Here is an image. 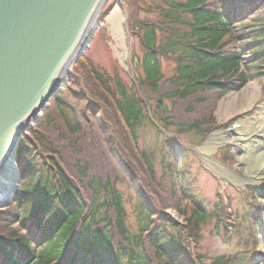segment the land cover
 I'll list each match as a JSON object with an SVG mask.
<instances>
[{"label":"trees","instance_id":"obj_1","mask_svg":"<svg viewBox=\"0 0 264 264\" xmlns=\"http://www.w3.org/2000/svg\"><path fill=\"white\" fill-rule=\"evenodd\" d=\"M148 4L134 0L132 6L130 32L143 53L142 73L137 66L131 85L86 55L69 76L67 91L23 136L17 150L22 182L13 204L0 211V264H256V225L251 233L245 216L242 230L235 231L238 252L210 262L203 253L193 259L186 235L199 245L207 228L227 238L223 201L200 197L192 173L178 172L176 142L143 151L139 132L157 117L164 130L204 141L217 127L220 100L250 79L264 83V0ZM142 10L160 19H143ZM230 10H238L241 30L233 27ZM163 61L174 63L173 75L161 73ZM120 184L135 193V231L126 224Z\"/></svg>","mask_w":264,"mask_h":264},{"label":"rangeland","instance_id":"obj_2","mask_svg":"<svg viewBox=\"0 0 264 264\" xmlns=\"http://www.w3.org/2000/svg\"><path fill=\"white\" fill-rule=\"evenodd\" d=\"M138 2L144 8L149 6L148 0H138ZM133 3L134 0H109L107 2L102 11V15H105V17L103 21L100 22L98 30L93 36L89 44V48L85 52V55L89 56L93 65L99 67L101 70H104L109 74L118 73L120 77L126 82L127 86L131 85V78H133L135 75L134 72H132L133 64H137L139 67L138 70H140V73H142L141 58L143 52L140 47L141 45L139 39L135 36H132L130 33L133 28L131 20L133 15L132 13L134 12L132 7ZM116 10L120 11L121 16L123 17L122 22L117 27L113 24V22H111V18ZM229 13L233 14L235 11L230 10ZM140 16L143 19L145 18L151 21H157L160 19L157 12L148 13L146 10H142L140 12ZM133 53L137 55V60L132 55ZM248 58V55L243 57L244 64H246ZM174 68L175 66L173 62L163 61L161 64V73L167 77L171 76L174 74ZM68 85L69 77L64 83L60 93H65V91L68 89ZM246 88H252V91L254 92L250 102L246 103L243 101L239 108H237L234 104V107L232 106L229 108V110L222 108L225 102L234 101V98H237L235 100L238 102L241 101L240 99L243 97L242 93ZM251 103L254 104L251 105ZM244 104L249 107L246 111L239 113L234 117L231 116L232 112H234L236 109H241ZM263 104L264 83L257 78L250 79L243 89L231 93L219 101L215 112V117L218 126H221V128L214 130L211 135L207 137L203 146L199 145L201 141L200 139H197L196 137H193L189 134L179 139V143L183 142V145H179L176 149L179 165L182 168L190 167L193 171V174L197 175L194 189L197 191L200 197L206 198L207 200H213L217 190L220 192H225L227 190L229 197L233 200L234 208H236L238 205L241 209H243V207L248 209V199L246 198V195L242 194L243 192L240 191L242 189H239V187H248L250 189L255 188L253 197L256 199V201L252 205L254 206L253 208L256 209V212H259L260 215L264 216V186L259 184L256 176L254 177V181H252L253 177L251 174H249L247 168V164L251 160H247V158L244 156L245 154L249 153V151L251 152V149H253L255 146L260 147L261 145H258L259 142L252 143L250 144L249 149H247L248 140L244 141L242 139L240 141V138L237 137V134L240 132H236V130H239V126H243L244 122L247 121L248 118L252 119L253 117H256L255 115L259 113L261 107H263ZM49 109L50 106L42 113V116ZM224 111H227V113L225 114ZM42 116L37 123L41 121ZM97 120L100 123L103 121V113L98 115ZM37 123H33L30 127V130ZM156 128H158V130ZM29 131H27L24 135H26ZM169 136L170 133L165 135V133H162L158 125L146 124L139 132V147L143 151L158 152L162 149L165 139ZM214 136H220V138H223L220 140V144H218L214 152L207 154L200 149H196V146H200L201 149L204 148ZM260 142H262V145L264 144L263 140ZM185 144L190 145L185 146ZM225 148H230L231 151L235 153V162L239 163L238 167L230 169L219 163L217 154ZM114 154L122 169L128 174L129 169L127 168L125 161L121 158L117 151H115ZM193 155H196V157L201 161L203 169L199 168V160L193 158ZM251 156L253 155L250 154L248 159ZM15 168L18 177L16 179L17 181L15 180L13 183L12 189L16 187L15 191H17L22 179L20 166L15 165ZM156 168L160 172L159 162L157 163ZM221 169L226 172L221 171ZM235 178L239 181L235 180ZM135 184L136 188L140 187L139 182H136ZM118 189L123 193L125 200V208L128 214L126 219L127 227L132 231H135L137 224L135 215V193L133 189H131L126 184H120ZM15 196L16 192L15 195L11 193L9 201L6 204L4 203L0 205L2 206L0 207V211L9 208L13 204ZM169 214L177 222H182V217L179 216L175 211L170 210ZM15 226L16 225H14V227ZM209 230L210 228H207L204 231V240L202 241V252L207 254V257H219L234 253L240 249L232 241L231 244L226 243L223 240L222 235H211ZM259 240L260 243L258 245V249L260 252L264 253V227L261 225ZM262 262V258H259L256 264H262Z\"/></svg>","mask_w":264,"mask_h":264},{"label":"water","instance_id":"obj_3","mask_svg":"<svg viewBox=\"0 0 264 264\" xmlns=\"http://www.w3.org/2000/svg\"><path fill=\"white\" fill-rule=\"evenodd\" d=\"M108 1L0 0V171L84 56Z\"/></svg>","mask_w":264,"mask_h":264},{"label":"bare ground","instance_id":"obj_4","mask_svg":"<svg viewBox=\"0 0 264 264\" xmlns=\"http://www.w3.org/2000/svg\"><path fill=\"white\" fill-rule=\"evenodd\" d=\"M122 18L123 17L121 16L120 11L116 10L111 18V22H113V24L117 27L122 22ZM253 94L254 92L252 91V88H246L242 93L243 97L240 99L241 101L238 102L235 100L237 98H234V101L225 102L222 108H226L229 110V108H231L232 106L234 107V105L239 108L243 101H245L246 103L250 102ZM253 104L254 103H251V105ZM262 106L263 107H261L259 113L255 115L256 117H253L252 119L248 118L247 121L244 122V125L240 126V129L237 131H239L241 135V138L239 139L240 141L242 139L244 141L248 140L247 149H249L250 144L252 143L259 142L258 145H261L260 147L255 146L253 149H251V152L249 151V153L245 154L244 156L245 158H247V160H251L248 162L247 168L249 174H251L253 177L252 181H254V177L256 176V179L259 181V183L264 186V144L262 145V142H260L261 140L264 141V104ZM247 108L249 107L244 104L241 109H236L234 112H232L231 116L234 117L235 115L246 111ZM224 113L226 114L227 111H224ZM221 139L223 138H220V136H214L208 142V144L204 148H202V151L207 154H210V152H214L218 144H220ZM250 154H252L253 156L249 157L248 159V156ZM13 162L14 161L12 156L5 161L2 170L0 171V204H6L9 201L13 183L18 177L15 164ZM221 171L226 172L222 169ZM235 180L237 179L235 178Z\"/></svg>","mask_w":264,"mask_h":264}]
</instances>
